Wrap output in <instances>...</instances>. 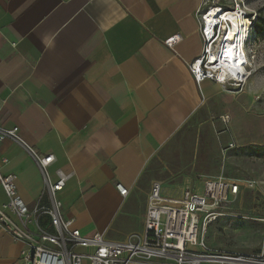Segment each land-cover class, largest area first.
I'll use <instances>...</instances> for the list:
<instances>
[{
	"label": "crops",
	"instance_id": "obj_1",
	"mask_svg": "<svg viewBox=\"0 0 264 264\" xmlns=\"http://www.w3.org/2000/svg\"><path fill=\"white\" fill-rule=\"evenodd\" d=\"M202 1L0 0V126L17 127L28 147L54 156L51 181L58 171L68 176L57 195L62 215L81 235L122 241L141 233L154 182L169 198L185 189L202 192L203 182L181 190L147 175L200 110L226 98L211 81L197 87L187 69L200 54ZM173 35L181 41L171 50L164 41ZM0 174L15 177L28 207L48 204L37 166L13 141L0 142ZM116 184L127 189L126 197ZM260 190L264 181L252 192ZM250 192L242 189L227 213ZM5 201L0 190V205ZM233 220L210 224L206 245L264 253V241L249 245L225 229V248L215 245V225ZM22 249L0 230V264H18Z\"/></svg>",
	"mask_w": 264,
	"mask_h": 264
},
{
	"label": "built area",
	"instance_id": "obj_2",
	"mask_svg": "<svg viewBox=\"0 0 264 264\" xmlns=\"http://www.w3.org/2000/svg\"><path fill=\"white\" fill-rule=\"evenodd\" d=\"M232 3L227 8L203 0L196 12L201 49L187 69L197 87L204 81L223 89H240L246 84L255 18L242 1ZM229 14L234 15V24L227 19ZM180 41V35H173L164 45L173 50ZM4 140L25 149L40 172L43 194L48 199L47 205L39 202L28 207L17 194L15 177L0 174V190L6 198L0 205V230L23 245L18 264H264L263 255L218 254L204 241L210 224L232 217L227 210L242 189H257L255 181L218 176L205 180L201 193L185 189L177 198L163 196L160 183L154 182L147 197L142 232L122 241H108L100 234L81 235L74 221L63 217L57 195L68 176L58 171L57 180L51 181L48 168L53 155H41L28 147L17 127L0 126V142ZM115 188L121 197L127 196V189L120 184Z\"/></svg>",
	"mask_w": 264,
	"mask_h": 264
},
{
	"label": "rangeland",
	"instance_id": "obj_3",
	"mask_svg": "<svg viewBox=\"0 0 264 264\" xmlns=\"http://www.w3.org/2000/svg\"><path fill=\"white\" fill-rule=\"evenodd\" d=\"M240 1L260 28L259 32L253 29L248 46L250 77L240 89L224 88L222 93L226 98L212 100L200 110L163 148L156 165L148 168V176L178 185L181 190L195 189L205 180L218 176L258 184L264 181V0ZM209 2L227 8L233 5L232 0ZM226 118L228 122L224 123ZM246 194L242 203L232 209V219L236 220L219 222L214 227L212 237L222 249L227 237L223 229L241 233L240 237L249 245L264 241V190ZM211 250L226 253L219 248ZM243 255L264 256V253Z\"/></svg>",
	"mask_w": 264,
	"mask_h": 264
},
{
	"label": "bare ground",
	"instance_id": "obj_4",
	"mask_svg": "<svg viewBox=\"0 0 264 264\" xmlns=\"http://www.w3.org/2000/svg\"><path fill=\"white\" fill-rule=\"evenodd\" d=\"M227 19L229 20V21H232V23L234 24V21H235V19H234V15H232V14H229V15H227ZM250 73V72H249ZM250 77V74H248V78ZM248 80V79H247Z\"/></svg>",
	"mask_w": 264,
	"mask_h": 264
},
{
	"label": "trees",
	"instance_id": "obj_5",
	"mask_svg": "<svg viewBox=\"0 0 264 264\" xmlns=\"http://www.w3.org/2000/svg\"><path fill=\"white\" fill-rule=\"evenodd\" d=\"M264 24V23H263ZM255 28V31L259 32L260 31V28H259V25L257 26L256 23L254 24V27L253 29Z\"/></svg>",
	"mask_w": 264,
	"mask_h": 264
}]
</instances>
